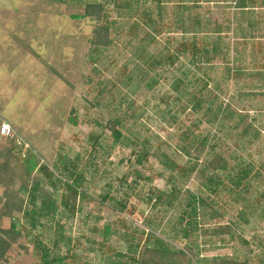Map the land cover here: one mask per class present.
<instances>
[{
	"label": "rangeland",
	"instance_id": "obj_1",
	"mask_svg": "<svg viewBox=\"0 0 264 264\" xmlns=\"http://www.w3.org/2000/svg\"><path fill=\"white\" fill-rule=\"evenodd\" d=\"M124 1L0 0V123L9 122L28 145L24 153L30 150L40 160L35 174L43 191L52 193L56 220L71 237L61 256L69 250L74 259H68L69 264H112L116 253L126 252L127 237L141 241L140 231L183 249L185 241L170 230L178 207L159 212L151 208L147 196L177 184L183 192L207 198L198 179L201 174L184 172L188 157L180 148L195 149L199 137L209 133L223 141L222 149L233 156L232 161L240 157L250 163L253 173L247 178L246 192L231 187L221 173L217 175L225 183L214 196L222 215L203 224L206 229H229L221 236L202 237L201 255L264 264V197L260 198L264 192V80L248 78L252 69L256 74L264 70V22H258L249 37L246 22L242 32L246 38L237 39L233 0H126L130 8L117 6ZM87 3L104 8L102 22L111 26L114 39L107 49L90 47L86 42L93 30L90 21L72 17L82 14ZM257 13L261 18L262 11ZM195 17L202 24L194 35L188 32L194 31ZM217 28L220 57L211 59L208 88L201 93V70L196 69L200 65L193 68L195 77L182 73L191 58L190 43L195 39L201 48L208 38L212 44ZM161 58V65L153 64ZM224 64L241 70L242 75L223 84L219 102L213 106L223 112L211 126L192 101L200 95L215 96L213 84L219 82L218 70ZM131 101L133 108H129ZM113 118L120 119L123 135L132 143L124 139L113 143L107 128ZM241 121L252 124L255 133L244 135ZM234 125L238 129L230 130ZM143 148L150 154L138 165L136 156ZM158 152L167 153L177 169H165L155 156ZM61 160L69 162L70 171L83 173L81 194L63 185L56 191L49 186L51 173L63 176L64 182L68 179ZM106 193L125 202V210L116 212L113 208L119 206L110 200L102 203ZM237 210L244 211L243 218ZM0 225L8 228L9 220L3 219ZM105 226L112 233L107 240ZM22 232L24 238L12 246L6 264H37L40 253L33 246L35 237L27 234L26 227ZM43 239L51 247L52 232L44 233Z\"/></svg>",
	"mask_w": 264,
	"mask_h": 264
},
{
	"label": "trees",
	"instance_id": "obj_2",
	"mask_svg": "<svg viewBox=\"0 0 264 264\" xmlns=\"http://www.w3.org/2000/svg\"><path fill=\"white\" fill-rule=\"evenodd\" d=\"M123 1V0H122ZM126 1V0H125ZM122 2L126 9L130 8L128 2ZM235 7L240 9V13L236 14V38L245 39L246 32L243 27L246 26L247 16L244 10L245 0H233ZM159 6L161 3H157ZM180 9V8H178ZM160 11V9H159ZM74 20H88L90 21L93 30L92 34L86 39L87 44L93 48L107 49L113 44V37H111V26L103 23L105 17L104 8L100 4L87 3L84 6L82 14L72 15ZM179 21V19H178ZM248 23V24H249ZM252 23V22H251ZM194 31L188 32L194 35L199 33L201 21L195 17L192 21ZM220 28H217L215 33L217 38H214L212 44L204 38V45L201 48L197 47L195 39L190 43L191 58L186 72L182 73L184 77L191 74L195 77V70H201V88L202 93L208 88L210 71L212 65L211 59L220 57L221 38ZM219 31V32H218ZM247 31V30H246ZM190 34V35H191ZM240 34V35H239ZM242 34V35H241ZM241 36V37H240ZM161 59L154 60V65H161ZM200 65V68H193ZM219 82L214 83L213 87L216 90L215 96L200 95L199 98H194V108L196 110H203L201 117L214 126L219 120L221 107L213 109L215 102H219L217 94H221L223 84H227L233 80V76L237 77L241 74V70H234L228 64H224L219 68ZM207 93L210 94V91ZM213 97V98H212ZM134 101L129 103V108H133ZM232 114V112H231ZM247 116L245 115V119ZM5 121V120H3ZM10 125L9 122L5 121ZM243 121L239 123L242 124ZM1 124V123H0ZM239 125H234L232 129H238ZM243 126V134L254 131L252 124L246 122ZM11 126V125H10ZM13 133L7 138L0 137V221L3 219L9 220L8 228H3L0 225V264H6V256L13 245L24 238L22 227H26L27 234H33L35 237L33 246L39 251L40 258L37 264H69L68 259L74 260L69 255L67 250L66 255L61 256V249L64 245L71 243V237L65 234V227L59 220H56L58 208L52 193L48 194L43 191L41 180L36 176L35 171L40 165L39 158L30 150L25 154L26 143L18 136L13 126H11ZM107 128L110 130V137L113 143H119L122 139L130 141L122 132V122L118 118L110 119ZM224 130V128H223ZM197 146L193 150L187 147H181L182 153L188 157L187 168L185 173L188 176L201 174L198 179L201 182L202 191L207 195V199L202 194H194L191 192H183L177 184H173L169 191L153 190L147 196V201L152 209L159 208V212H168L178 207V215L173 224L170 225L175 236H180L185 241L183 249L173 248L172 245L165 242L160 236L152 232L140 231L141 241L137 242L135 236L127 237V248L125 253H116L112 258L115 260L112 264H248L247 260L241 261L237 258L215 257L205 258L201 255L202 237L221 236L225 234L229 228H204V222L213 220L221 214L222 206L214 200L219 190L225 188V183L221 179V175L226 178V181L231 187L240 188L243 192L249 189V180L247 178L253 173V167L242 158H237L235 161L231 160V154L225 153L223 141L207 134L202 138L199 137ZM23 141V142H22ZM28 147V145H27ZM150 154L146 148L136 156V164H141L143 160ZM160 164L167 170L175 171L177 164L165 152H158L155 154ZM22 157V158H21ZM203 160V161H202ZM201 162V166L199 165ZM76 162V161H75ZM64 174L70 182L62 181L63 176H56L51 173L49 176V186L56 191L61 185L66 186L67 191L74 194H81L79 190L81 187L84 175L75 171H70L68 161L61 160ZM75 167V165H74ZM57 170L54 167V172ZM138 178L141 175L137 172ZM82 196H84L82 194ZM183 197V198H182ZM264 197V192L260 198ZM264 199V198H263ZM113 201L119 208H113L116 212L121 213L125 210V202L120 203L116 199L111 198L109 193L102 196L100 201ZM240 218L245 215L243 210H237ZM149 226V224H147ZM104 239L107 240L111 235L109 226L104 228ZM54 237L51 247L47 246L43 241L44 233H50Z\"/></svg>",
	"mask_w": 264,
	"mask_h": 264
},
{
	"label": "crops",
	"instance_id": "obj_3",
	"mask_svg": "<svg viewBox=\"0 0 264 264\" xmlns=\"http://www.w3.org/2000/svg\"><path fill=\"white\" fill-rule=\"evenodd\" d=\"M245 1H246V5L242 10H244L243 12H245L247 16V20L250 21V23L248 24V29L246 31L247 37H249L252 35L251 33L252 29H256V27H258L259 25L258 22L260 21L264 22V0H245ZM233 8L236 10V14L241 12L240 9H237L235 7V3ZM259 10L262 11L261 18L257 13V11ZM252 71L253 74H248L249 80L251 79L264 80V70H262L261 74H256V70L254 69H252Z\"/></svg>",
	"mask_w": 264,
	"mask_h": 264
},
{
	"label": "built area",
	"instance_id": "obj_4",
	"mask_svg": "<svg viewBox=\"0 0 264 264\" xmlns=\"http://www.w3.org/2000/svg\"><path fill=\"white\" fill-rule=\"evenodd\" d=\"M13 133V130L11 126L6 123L5 121H2L0 124V137L1 138H7ZM27 147V145H26Z\"/></svg>",
	"mask_w": 264,
	"mask_h": 264
}]
</instances>
